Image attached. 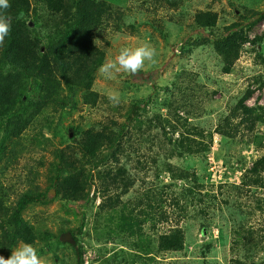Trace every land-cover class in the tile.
Instances as JSON below:
<instances>
[{"label": "trees", "instance_id": "trees-1", "mask_svg": "<svg viewBox=\"0 0 264 264\" xmlns=\"http://www.w3.org/2000/svg\"><path fill=\"white\" fill-rule=\"evenodd\" d=\"M126 1L8 0L10 7L0 9L11 26L0 44V256L7 259L26 243L52 264H83L78 236L85 229L86 244L98 246L93 264H218L210 260L216 255L215 239L195 245L198 233L204 237L216 229L229 239L225 264H264V227L251 225L257 214L258 223H264V107L246 105L256 92L253 85L264 88V77H251L228 111L204 126L200 118L210 119L220 102L214 97H225L228 90L206 73L181 69L161 104L165 115L155 105L156 112L140 121L149 101L143 106L136 99L113 105L110 96L93 90L96 73L117 35L139 38L140 27L147 25L152 33L167 37L169 26L183 28L186 0ZM230 5V24L220 25L226 18L216 11L198 10L188 25L217 37L203 40L211 43L226 74L246 43L264 65L263 39H249L264 20V10ZM138 6L149 17L126 24ZM218 25L220 35L215 33ZM78 94L94 117L70 125L68 142L55 145V115L74 111ZM258 127L263 133L256 132ZM28 133L32 135L26 138ZM213 133L223 144L212 158L225 174L216 190L213 182L204 183L196 175V168L181 164L186 157L208 164ZM50 148L48 162L40 155L34 160L36 168L23 165L36 149ZM252 148L262 154L246 168L245 154ZM19 159L25 178L22 186L14 187L5 175L20 165ZM39 167L44 168L45 187L35 183ZM234 171L241 172L240 184L228 181ZM164 175L169 179L165 184ZM175 181L186 183L180 189ZM54 202L66 212L77 203L89 208L71 210L70 219L39 213L25 217L31 208ZM88 209L92 223L87 228ZM170 219L175 225L159 230ZM63 233H70L75 245L61 242Z\"/></svg>", "mask_w": 264, "mask_h": 264}, {"label": "rangeland", "instance_id": "rangeland-1", "mask_svg": "<svg viewBox=\"0 0 264 264\" xmlns=\"http://www.w3.org/2000/svg\"><path fill=\"white\" fill-rule=\"evenodd\" d=\"M112 3L118 4L120 0H108ZM133 1V0H131ZM125 4H128V0ZM243 6L248 8L249 10H264V0H186L184 3L183 10L185 11V18L183 20V28L175 27L173 25L169 26L167 37H162L157 32L152 33V30L147 26H141L139 29L140 37L136 38L135 35L127 33L125 35H117L111 43V46L107 50L106 60H114V58L119 54L120 49L122 48H136L144 43H149L152 47L156 49L155 63H151L146 61L145 67L139 72L137 75L133 76L128 73L120 72L114 75L112 79L104 78L99 70L96 73L95 82L93 85V90L101 93L106 96H111L114 93H118L120 96V100L125 103L130 102L131 100H141L143 101L142 106L146 105V101H149V105L145 109V113L140 116V121L146 122L147 117H150L153 112L154 106L159 107V113L164 116L165 109L161 106L164 99L167 97V91L171 87L175 74L179 72L181 69L192 72H200L201 74L206 73L204 75H208L214 77L213 79L222 81L225 85V89L228 90V93L225 97H222L221 93H218L214 99L220 101L219 104L215 107V113L211 115L210 119L207 117H201L199 122L201 125L207 126L209 123H215L218 119L220 113H225L232 106L230 101L236 100L240 94V92L248 87L249 80L253 76H262L264 77V65L263 62L256 56L254 52H251L249 49L251 46L249 44H245L244 49L240 53L238 60L232 67V72L226 74L221 71V64L219 60H217L211 50V43H205L204 40L206 38L214 39L217 37H210L209 33L211 30H197L190 29L188 25L192 24L190 16L194 14L195 11L198 10H211L216 11L218 14L222 15V17L226 18L224 23L220 24H230L233 21V17L230 14L232 12L231 5ZM140 6V5H139ZM136 7L133 10H137L138 12L132 18H129L126 24H137L139 21L147 19L149 15L143 12L140 8ZM182 9H179L181 11ZM156 15L162 16L165 15V12L158 13ZM154 16H150L152 18ZM261 22L258 23L250 32L249 39L254 38H262L261 42V51L264 54V33H262L260 28ZM217 35H220L221 26H217ZM263 36V37H262ZM219 38V37H218ZM204 39V40H203ZM198 45V47H195ZM264 56V55H263ZM252 88L255 89V93L247 100L246 105L248 107H254L257 105L264 107V88H260L257 84L253 85ZM81 95H77L76 100V109L69 113L60 112V118L55 115V125L54 128V139L53 142L55 145H65L67 141V133L70 125H83L84 120H92L94 117L93 112L86 106L81 103ZM180 115H183L180 113ZM83 118V119H82ZM82 119V120H81ZM191 121V120H190ZM258 134L263 133V127H258L256 129ZM53 135V132H51ZM32 133H28L26 138L31 137ZM50 135V134H49ZM67 135V136H66ZM178 135L175 134L173 136V140L177 138ZM220 135L213 133L212 140L210 146L208 147L210 151V158L215 159V154L218 152V149L222 146V141L220 139ZM207 144V143H206ZM51 148L47 151L41 152L36 149L34 152L30 154V157L25 160V164L23 159H19L20 165L15 167L14 171L10 176L8 174L5 175L6 183L13 185L14 187L22 186L21 181L25 178L23 175L25 171L22 168L23 165H28L27 169L36 168L35 159H37L40 155L43 156L44 163L48 162L52 159L50 156ZM262 154L261 151L255 150L254 148L250 149L245 154L246 159V168L251 166L252 161L257 159ZM213 157V158H212ZM213 159V161H214ZM204 161V160H203ZM201 162V160H190L187 157L181 160V164L184 166L187 165L189 167L196 168V175H198L201 179H203L204 183L209 182V179H206L207 170L203 166L205 162ZM239 167V164H237ZM212 169L214 173L221 164H213ZM34 171V170H33ZM224 171V169H223ZM230 171V170H229ZM27 172V171H26ZM38 172L40 177L36 179L37 184L40 187H45V177H44V168L39 167ZM131 173H134L133 170H130ZM213 186L214 190L217 188V183H219L218 179H220V173L214 175ZM243 173V171H242ZM20 174V179L18 180L17 176ZM225 174L222 172V177ZM240 171H234L229 176V181L234 184H240ZM168 175L163 176V183H168L169 179ZM210 177V176H209ZM178 188L181 189L182 185H185L182 181L174 182ZM210 185V184H209ZM25 186V185H23ZM139 186L138 181L136 182L135 189ZM26 187V186H25ZM27 188V187H26ZM89 208V206H84V203H77L70 205L71 210L81 211L85 208ZM95 207V206H94ZM86 208V209H87ZM71 210L66 212L63 211L60 204L54 202L49 207L37 206L33 207L27 211L28 214L25 215L26 218H30L33 215L31 213H39L44 217H61L67 216L70 219L72 217ZM90 209H88L87 213L89 214ZM169 211V210H167ZM94 212V209H93ZM86 215L85 222L88 223L87 228L92 223V216ZM40 215V216H41ZM259 214L255 215V217L251 221V225L254 227H264V223H258ZM176 221V220H175ZM175 225V222L168 220L166 223H160L159 230H166L167 227ZM85 229H83L82 234L78 236L81 241L80 244L83 247V264H93V262L98 258L97 249L98 246L93 244V247H89L86 244V238L84 236ZM92 233V232H91ZM219 235V238H218ZM211 239L216 240V255L215 258L210 259L211 262L214 261L216 263L225 264L224 255L226 256V260H229L230 255L228 253L229 242L228 237L225 238L221 236V233L218 234L216 229H213L212 234H205L204 237L200 236V233L196 235L195 245L201 246L204 242H207ZM226 244V247H224ZM108 246H111L110 244ZM194 244L189 247V252L192 251ZM225 251V253H224ZM66 252L70 254V250L66 249ZM71 255V254H70ZM44 261V264H52L50 259L41 258Z\"/></svg>", "mask_w": 264, "mask_h": 264}, {"label": "clouds", "instance_id": "clouds-1", "mask_svg": "<svg viewBox=\"0 0 264 264\" xmlns=\"http://www.w3.org/2000/svg\"><path fill=\"white\" fill-rule=\"evenodd\" d=\"M10 7L8 0H0V9H8ZM11 31V26L9 23V18L3 14H0V44H3L6 36L9 35ZM156 49L152 47L149 43H144L143 45L132 48H122L119 54L114 58L102 64L99 68L100 74L106 79L114 78L116 73L124 72L130 75H137L145 67V62L155 63ZM109 100L113 105H118L120 103V96L118 93H114L109 97ZM219 164L217 161L209 162L204 167L209 169L213 164ZM221 164V163H220ZM223 166L218 168L216 172H209L207 170L206 179L213 182V174L216 175L220 173V179H218L219 185L225 180V176L222 177ZM210 176V177H209ZM241 176V175H240ZM229 181V179H228ZM230 182V181H229ZM209 183V182H208ZM201 235V234H200ZM0 264H44V261L37 255V250L31 244H21L15 250L11 252V255L5 259L0 256Z\"/></svg>", "mask_w": 264, "mask_h": 264}, {"label": "water", "instance_id": "water-1", "mask_svg": "<svg viewBox=\"0 0 264 264\" xmlns=\"http://www.w3.org/2000/svg\"><path fill=\"white\" fill-rule=\"evenodd\" d=\"M60 241L63 242V243H68L70 245H75V241L74 239L72 238L71 234L70 233H63L61 236H60Z\"/></svg>", "mask_w": 264, "mask_h": 264}, {"label": "built area", "instance_id": "built-area-1", "mask_svg": "<svg viewBox=\"0 0 264 264\" xmlns=\"http://www.w3.org/2000/svg\"><path fill=\"white\" fill-rule=\"evenodd\" d=\"M260 28H261L262 33H264V20L261 22ZM209 162H214V161H213V159L209 158ZM212 167H214V166H212ZM212 167L209 169L207 168V170L209 172H214ZM93 194H94V190L91 192V196H93ZM99 202H100V198L98 197V194H97L96 200H95L96 205H98ZM200 236L202 237V235H200Z\"/></svg>", "mask_w": 264, "mask_h": 264}]
</instances>
